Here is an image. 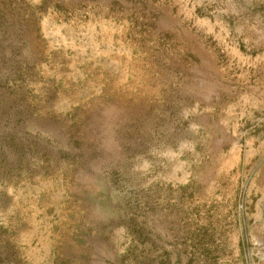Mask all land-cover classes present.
Wrapping results in <instances>:
<instances>
[{
	"label": "rangeland",
	"instance_id": "1",
	"mask_svg": "<svg viewBox=\"0 0 264 264\" xmlns=\"http://www.w3.org/2000/svg\"><path fill=\"white\" fill-rule=\"evenodd\" d=\"M0 264H264V0H0Z\"/></svg>",
	"mask_w": 264,
	"mask_h": 264
}]
</instances>
